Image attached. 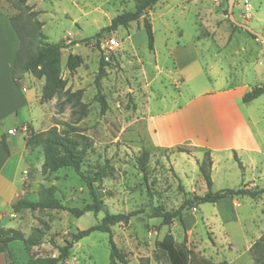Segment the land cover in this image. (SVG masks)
I'll return each instance as SVG.
<instances>
[{"label":"rangeland","instance_id":"374dc122","mask_svg":"<svg viewBox=\"0 0 264 264\" xmlns=\"http://www.w3.org/2000/svg\"><path fill=\"white\" fill-rule=\"evenodd\" d=\"M26 4L38 12L36 17L0 0V8L8 18L18 16L17 24L31 47L39 41L68 44L70 40L87 39L61 50L60 74L66 81L65 89H82V102L88 105L87 115L72 125L92 141L81 172L92 178L102 175L93 188L105 209L79 218L64 210H25L15 220L9 217L12 211L7 210V217L0 223L2 228L18 229L26 236L39 226L40 219L48 225L42 244L31 251H25L21 242L11 243L12 259L17 264H29L36 258L55 257L56 246L98 224L105 212L128 214L138 210L142 213L111 227L112 240L126 255L127 264H170L166 253L157 247L168 233L176 247L187 253L190 263L207 260L213 264H255L251 248L264 237V194L255 199L234 197L199 204L195 198L208 191L198 172L207 149L189 144L162 148L151 141L154 114L182 106L206 89L228 84H247L250 88L264 85V43L231 23L228 0H160L144 16L152 24L153 51L147 46L143 17L126 28L92 38L116 15L133 11L132 0H27ZM232 14L238 23L264 36V0H234ZM35 21L43 25L37 28ZM132 35L133 41L129 37ZM189 44L197 48L201 70L197 68L185 80L174 63L172 50L182 52ZM68 55L81 58L73 72L65 67ZM101 59L107 63L105 76L96 83ZM25 79L36 83L39 111L33 107V128L42 132L56 127L62 132L66 123L73 122L69 105H59L62 92L41 104L37 80L44 84V78L28 74ZM98 93L106 103L104 113L96 99ZM239 104L246 115L258 121L255 131L264 136V96L250 104ZM23 120L19 115L13 129L18 142H22L23 128L25 134L33 130L26 125L20 127ZM176 147L188 154L177 152ZM38 149L43 157L42 149ZM144 150L149 153L145 176L137 169V159ZM227 155L214 153L212 192L242 187L264 189V155L256 158L257 171L246 163L245 173ZM23 165L18 167V179ZM26 181L25 199H36L40 186H55L56 198L66 207L82 208L91 202L78 175L62 169L44 176L36 155ZM186 200L192 205L182 211L184 227L178 220L163 226L160 218L149 217L152 207L174 211ZM64 264H109V234L92 232L74 243Z\"/></svg>","mask_w":264,"mask_h":264},{"label":"trees","instance_id":"16d2710c","mask_svg":"<svg viewBox=\"0 0 264 264\" xmlns=\"http://www.w3.org/2000/svg\"><path fill=\"white\" fill-rule=\"evenodd\" d=\"M5 2L13 5L17 9L29 12L30 17H36L38 12L32 11V7L26 4L27 0H4ZM134 3V10L123 12L116 15L111 19L110 24L95 34L92 38H100L103 35H108L116 31L119 27L126 28L129 24L137 22L143 17V28L147 37V46L149 51L154 50V33L151 23L146 19L145 13L151 7L156 5L160 0H132ZM18 17V16H17ZM17 17H9V22L15 31L19 45L12 64L10 78L18 84L24 74H31L37 79L44 78V84L41 89L40 103L44 104L53 99V97L62 92L63 99L59 103L60 106L69 105L71 109V116L73 117L72 123H66L65 129L59 132L56 127H51L42 132H35L30 130L24 138L26 149L34 150L41 148L43 153V161L40 167L42 175H50L62 169H70L78 175L91 198V202L84 205L82 208L66 207L55 196V186H40L36 191L37 200L30 201L25 198L17 200L11 206L13 213L17 214L21 211H44V210H64L69 212L74 217H81L85 213L98 214L104 211V203L98 199L93 184L96 180L100 179L102 175L97 177H89L81 172V165L92 150V141L89 137L82 134L81 131L74 127L72 124H77L88 113V105L82 102L83 90L79 89L72 92L70 89H65L66 81L61 77L60 61L61 50L70 46L85 43L87 39L83 40H70L68 44L62 42L56 44L37 42L34 47H31V42L26 41L22 32V28L17 24ZM35 26L40 28L43 24L35 21ZM41 39H44L42 33H37ZM251 35V34H250ZM256 38L254 35H252ZM257 39V38H256ZM81 64V58L76 55H68L65 67L68 71L73 72ZM107 63L101 59L99 71L95 78L97 83L102 77L105 76V68ZM264 94V85L255 86L247 91L241 98V102L248 104ZM97 101L100 103V111L104 113L106 110V103L103 96L99 93L96 96ZM2 146L7 150L4 141ZM179 153H187L182 147H176ZM233 160L237 163L238 167L242 170V164L233 152ZM149 160L148 151H142V154L137 159V169L145 176L147 174V163ZM212 158L210 151L204 152L203 160L198 164V172L204 180L208 189L207 193L201 197L195 198L199 204L210 203L215 204L226 198L234 197H248L255 199L264 194V189L252 188H237V189H222L216 192L211 191L212 179L210 171L212 168ZM192 202L186 200L182 205L174 211H166L159 206L151 208L149 213L150 218H160L163 226H169L174 220H178L182 227V211L191 207ZM142 211H132L128 214H109L105 212L104 217L98 224L92 225L87 229L78 231L71 235L64 245L56 246L57 255L55 257L36 258L29 264H64L68 257L73 244L87 237L92 232H102L109 234V264H127L126 255L121 253L111 237V227L120 223H126L130 218L141 214ZM39 226L33 227L28 235H24L20 230L13 228H0V253L6 255L7 264H17L11 257L8 250V245L13 242H21L25 251H31L34 247L42 244L43 239L48 230V225L45 221L39 220ZM157 247L164 251L167 255L170 264H213L207 260H200L190 263L187 253L176 247L174 239L170 233L166 234L163 239L157 243ZM255 264H264V237H261L252 246ZM225 264V263H221Z\"/></svg>","mask_w":264,"mask_h":264},{"label":"crops","instance_id":"0c3cea01","mask_svg":"<svg viewBox=\"0 0 264 264\" xmlns=\"http://www.w3.org/2000/svg\"><path fill=\"white\" fill-rule=\"evenodd\" d=\"M129 37L133 41L134 35ZM18 45L19 41L10 25L9 18L0 8V223L4 217H7V210H11L12 204L25 196L24 185L27 186V173L32 168L35 155L39 169L43 161L38 148L34 150L25 148L26 134L21 133L22 142H18L16 136L10 133L17 127L16 119L19 115L24 119L20 127L26 125L37 132L32 126L31 116L33 107L38 110L36 83L25 79L28 74L22 76L20 84L14 83L10 78ZM172 53L174 63L185 80H188L189 74L197 68L201 70L195 45H187L182 52L173 49ZM37 81L40 84V95L43 82ZM250 89L247 84H228L222 88L206 89L204 93L182 106H175L163 113L154 114V124L151 129L153 145L162 148L183 144L204 147L210 151L213 160L212 172L216 170L214 153H226L227 156L232 157L235 152L244 173L248 166L257 171L256 158L264 155V136L255 131L258 121L246 115L239 104L242 96ZM262 96L264 94L260 97ZM2 141L6 145V151ZM181 156L186 155L181 154ZM22 163L23 171L18 179V167ZM36 200L37 198L30 199V201ZM17 215L18 213H9L11 219ZM0 264H7L4 253H0Z\"/></svg>","mask_w":264,"mask_h":264},{"label":"water","instance_id":"95a60500","mask_svg":"<svg viewBox=\"0 0 264 264\" xmlns=\"http://www.w3.org/2000/svg\"><path fill=\"white\" fill-rule=\"evenodd\" d=\"M233 3H234V0H228V10H227V13H228V18L229 20L231 21V23L239 28H242L244 29L245 31H247L249 34L251 35H254L258 40L262 41L264 43V36L259 34V33H256L254 32L252 29H250L247 25H244V24H241V23H238L234 17H233V14H232V8H233Z\"/></svg>","mask_w":264,"mask_h":264},{"label":"built area","instance_id":"2783aa9c","mask_svg":"<svg viewBox=\"0 0 264 264\" xmlns=\"http://www.w3.org/2000/svg\"><path fill=\"white\" fill-rule=\"evenodd\" d=\"M22 131H23L22 133H24V134H25L26 132H24V131H27V130H25V128H23V129H22ZM10 133H13V134H15V130L11 131Z\"/></svg>","mask_w":264,"mask_h":264}]
</instances>
